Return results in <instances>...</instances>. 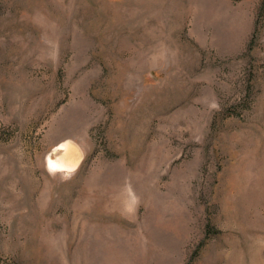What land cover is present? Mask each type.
I'll use <instances>...</instances> for the list:
<instances>
[{
  "label": "rangeland",
  "instance_id": "obj_1",
  "mask_svg": "<svg viewBox=\"0 0 264 264\" xmlns=\"http://www.w3.org/2000/svg\"><path fill=\"white\" fill-rule=\"evenodd\" d=\"M0 264H264V0H0Z\"/></svg>",
  "mask_w": 264,
  "mask_h": 264
},
{
  "label": "bare ground",
  "instance_id": "obj_2",
  "mask_svg": "<svg viewBox=\"0 0 264 264\" xmlns=\"http://www.w3.org/2000/svg\"><path fill=\"white\" fill-rule=\"evenodd\" d=\"M56 158H48V163L56 171H71L74 170L76 166V150L69 143L60 144L55 150ZM59 152V153H58ZM61 152V153H60ZM59 154V155H58ZM47 163V164H48ZM50 167V166H49ZM51 169V168H50ZM52 169V170H53Z\"/></svg>",
  "mask_w": 264,
  "mask_h": 264
}]
</instances>
